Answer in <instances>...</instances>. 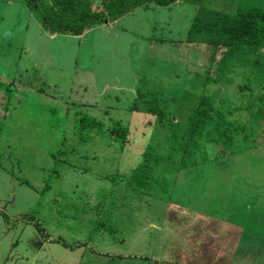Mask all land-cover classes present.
Listing matches in <instances>:
<instances>
[{
    "label": "rangeland",
    "instance_id": "rangeland-1",
    "mask_svg": "<svg viewBox=\"0 0 264 264\" xmlns=\"http://www.w3.org/2000/svg\"><path fill=\"white\" fill-rule=\"evenodd\" d=\"M258 11L147 3L72 35L0 0V264H264V48L219 60Z\"/></svg>",
    "mask_w": 264,
    "mask_h": 264
},
{
    "label": "trees",
    "instance_id": "trees-1",
    "mask_svg": "<svg viewBox=\"0 0 264 264\" xmlns=\"http://www.w3.org/2000/svg\"><path fill=\"white\" fill-rule=\"evenodd\" d=\"M23 1L35 11L49 34L80 35L87 27L115 20L134 7H144L147 3L169 6L176 0H102L101 8L95 9L89 0H57L54 5L44 0ZM225 30L230 44L221 51L219 59L225 66L234 65L237 55L246 49L264 48V24L260 11L244 13L227 24ZM134 180L147 187V181H142L138 175Z\"/></svg>",
    "mask_w": 264,
    "mask_h": 264
}]
</instances>
